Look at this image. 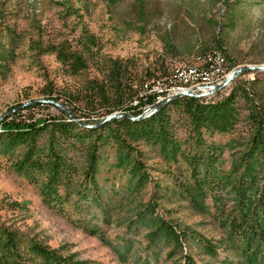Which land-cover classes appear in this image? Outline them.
<instances>
[{"label":"rangeland","instance_id":"374dc122","mask_svg":"<svg viewBox=\"0 0 264 264\" xmlns=\"http://www.w3.org/2000/svg\"><path fill=\"white\" fill-rule=\"evenodd\" d=\"M0 38L6 55L0 65V116L30 106L24 114L35 118L75 113L77 121L98 124L122 112L114 98L101 97L111 61L125 65L126 87L140 97L179 84L183 68L202 64L213 51L225 56L227 73L264 67V0H117L115 5L108 0H0ZM235 84L248 86L264 108V68L237 74L220 94ZM211 96L220 97H204ZM130 98L124 104L137 102ZM152 105H144L143 113ZM168 108L165 136L156 143L119 136L113 125L103 129L90 191L77 196L74 190L63 210L45 205L38 187L15 174L12 166L21 149L11 153L0 145V224L86 264H183L184 255L195 264H232L221 261L227 255L235 261L230 249L219 245L218 256L211 257L191 233L219 244L232 216L244 209L242 196L230 186L198 193L186 158L214 152L216 168L231 177L246 160L260 182L264 154L251 148L247 110H240L234 131L203 133L202 143L181 110ZM68 152L77 166V190L89 165L80 142ZM158 219L181 232L180 246L161 237L148 240ZM84 222L97 233L83 228Z\"/></svg>","mask_w":264,"mask_h":264},{"label":"trees","instance_id":"16d2710c","mask_svg":"<svg viewBox=\"0 0 264 264\" xmlns=\"http://www.w3.org/2000/svg\"><path fill=\"white\" fill-rule=\"evenodd\" d=\"M108 1L113 2V5L117 3V0ZM219 45L221 47V43ZM4 48L0 38V65L6 58ZM75 58L80 61L79 56ZM126 69L119 61H111L106 66L105 91L102 92L101 97L105 100L114 98L116 101L114 106L122 108L123 115L103 124L93 125L94 123L89 119L86 122L77 121L75 113H72L74 116L69 117L57 118L50 115L48 118L39 119L34 115L24 114V111L27 112L31 108L30 106L15 109L0 122V145L11 153L13 150L21 149L22 155L13 163V171L25 178L28 183L38 187L45 205L63 210L62 204L71 199L74 190L76 191L74 195L77 196L88 194L90 191L88 184L93 179L98 161V144L104 138L103 129L113 125V131L119 136H122L120 135L122 132L125 138L132 141L156 143L165 136L163 132L168 119L169 106L181 110L196 141L198 139L202 143L203 133L234 131L240 121V110L246 109V118L251 121L252 126L251 148L260 155L264 154V108L260 103L255 102L254 92L248 86L235 84L223 95L220 94L222 91L220 90L213 94L220 95L216 99L213 96L208 99L203 96L181 95L147 114L143 113V106L146 104L155 106L157 92L152 90L151 93H145L140 97L139 91L131 89L128 91L124 82ZM144 84L146 83H142V87ZM129 96L130 103L133 97H137L134 98L137 102L124 104V99ZM143 97L145 100L142 99ZM44 133L47 137L42 141ZM76 142H80V146L84 149L89 165L84 175L86 181L79 184L77 190L73 187L74 176L78 172L77 166L68 156V149L73 148ZM203 153L201 156L186 158L190 173L198 182L197 192H204L205 188H208L214 194L230 186L238 197L242 196L240 199L244 209L242 208L241 213L232 216L227 235L219 244H213L196 233H191V236L202 242L204 250L211 257L218 256L219 245L224 249H230L235 261L227 255L221 260L223 263L264 264V178L258 182L259 177L256 175L258 171L253 175L246 160L241 172L236 171L233 177L226 176L216 168L217 158L214 152ZM186 193L192 195L191 190H187ZM8 204L18 205L17 202ZM3 205L4 202L0 201V209ZM105 217L107 216L104 215ZM82 226L90 233H97L96 228L85 222ZM148 236L149 241L161 237L178 246L182 242L181 232H178L170 222L162 219L156 221L155 229L151 230ZM183 258V264H195L187 255ZM0 264H86V262L74 260L71 255L63 256L56 249L0 224Z\"/></svg>","mask_w":264,"mask_h":264},{"label":"built area","instance_id":"2783aa9c","mask_svg":"<svg viewBox=\"0 0 264 264\" xmlns=\"http://www.w3.org/2000/svg\"><path fill=\"white\" fill-rule=\"evenodd\" d=\"M205 61L209 62L208 74H195L192 72L178 75L179 84L172 85L170 88L163 90L158 88L156 90L157 96L155 103L161 102L164 99L174 96L179 93H189L201 96L207 95L216 84V76L221 71H227L226 69V58L223 57L222 53L219 51H213L203 56ZM148 84L144 87L147 89ZM152 91V90H151ZM155 91V90H153Z\"/></svg>","mask_w":264,"mask_h":264},{"label":"water","instance_id":"95a60500","mask_svg":"<svg viewBox=\"0 0 264 264\" xmlns=\"http://www.w3.org/2000/svg\"><path fill=\"white\" fill-rule=\"evenodd\" d=\"M256 68H264V67H260V66H242V67H238V68H235L233 69L232 71L229 72V74L226 76L225 80L221 83V84H218V85H215L213 87V89L207 93V95L209 94H214L220 90H222L225 86H227L233 79L234 76H236L237 74L241 73V72H247V71H250L252 69H256ZM182 93H179V94H176L174 96H171V97H168L166 99H164L163 101L161 102H158L155 106H153L152 110L148 113H151V112H154L156 110V108L158 106H161L163 105L164 103L168 102L169 100L171 99H174V98H177L179 96H181ZM195 96H201V95H195ZM53 104L55 105H59L57 102H53ZM61 106V105H60ZM25 106H21L20 108H23ZM17 109V108H16ZM15 109H12L10 111H7L5 113H3L1 116H0V122L5 118L7 117L11 112H13ZM147 113V114H148ZM123 115V112H118V113H114V114H111L110 116H108L106 118V120H103V122L105 121H108L114 117H119V116H122ZM134 118H137V117H134ZM101 122V123H103ZM101 123H98V124H101ZM98 124H93V125H98Z\"/></svg>","mask_w":264,"mask_h":264},{"label":"bare ground","instance_id":"6f19581e","mask_svg":"<svg viewBox=\"0 0 264 264\" xmlns=\"http://www.w3.org/2000/svg\"><path fill=\"white\" fill-rule=\"evenodd\" d=\"M223 55V54H222ZM223 57L225 58V56L223 55ZM208 70H209V62L205 61V59H203L202 64L198 65V66H188L185 69L183 68L178 75L181 74H186L189 72L195 73V74H208ZM175 73V72H174ZM229 73H227V71H221L217 76H216V84H221L226 76ZM175 75V74H174ZM177 78V77H176ZM175 80V79H174ZM181 95H193L195 96V94H189V93H182Z\"/></svg>","mask_w":264,"mask_h":264}]
</instances>
